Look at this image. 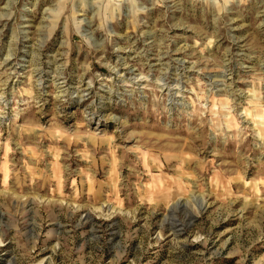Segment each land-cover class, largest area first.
<instances>
[{
  "label": "rangeland",
  "instance_id": "1",
  "mask_svg": "<svg viewBox=\"0 0 264 264\" xmlns=\"http://www.w3.org/2000/svg\"><path fill=\"white\" fill-rule=\"evenodd\" d=\"M0 264H264V0H0Z\"/></svg>",
  "mask_w": 264,
  "mask_h": 264
}]
</instances>
